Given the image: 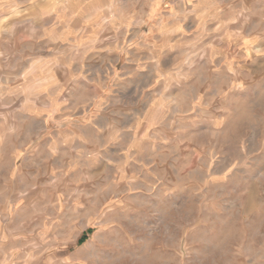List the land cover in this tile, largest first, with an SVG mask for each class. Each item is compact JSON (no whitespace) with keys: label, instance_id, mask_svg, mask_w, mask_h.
<instances>
[{"label":"clouds","instance_id":"1","mask_svg":"<svg viewBox=\"0 0 264 264\" xmlns=\"http://www.w3.org/2000/svg\"><path fill=\"white\" fill-rule=\"evenodd\" d=\"M0 264H264V0H0Z\"/></svg>","mask_w":264,"mask_h":264}]
</instances>
